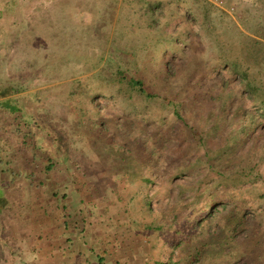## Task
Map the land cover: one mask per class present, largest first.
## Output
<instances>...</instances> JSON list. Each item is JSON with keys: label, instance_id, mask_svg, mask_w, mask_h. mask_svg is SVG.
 I'll return each mask as SVG.
<instances>
[{"label": "rangeland", "instance_id": "374dc122", "mask_svg": "<svg viewBox=\"0 0 264 264\" xmlns=\"http://www.w3.org/2000/svg\"><path fill=\"white\" fill-rule=\"evenodd\" d=\"M2 1L0 80L14 79L17 95L38 93L19 103L60 129L68 155L46 170L17 140V123L3 120L0 139L12 144L0 159V196L9 201L0 210V264H185L209 236L202 223L175 234L185 217L209 209L225 241L245 207L258 213L260 233L246 237L242 226L231 245H216L225 251L207 246L192 264H264V115L234 70L264 90V0H16L17 20L13 0ZM121 57L156 99L118 81ZM175 98L182 118L169 104ZM92 122L105 129L101 138ZM106 137L153 150L155 182L143 188ZM257 162L259 176L237 168ZM237 177L246 178L241 187L217 184ZM137 193L151 196L152 213ZM177 208L171 228L163 218ZM149 221L168 228L152 233Z\"/></svg>", "mask_w": 264, "mask_h": 264}, {"label": "trees", "instance_id": "16d2710c", "mask_svg": "<svg viewBox=\"0 0 264 264\" xmlns=\"http://www.w3.org/2000/svg\"><path fill=\"white\" fill-rule=\"evenodd\" d=\"M119 53H116L118 57ZM110 56H114V54H110ZM123 57L119 58L118 65H117V79L118 81L126 86V89L135 91L138 95L145 97L147 101L153 100L157 98V93L152 91L146 84L145 79L138 73V72H129L127 68V62L122 59ZM126 62V63H124ZM234 70L238 71L241 78V84L244 87V90L247 91L251 98H253V102H257V98H260V105L259 108L262 110V115H264V90L261 88L260 85H258L254 78L249 74L247 70H240L237 68V65L234 66ZM165 79H169L173 76L171 73L169 66L167 63L164 64L162 71ZM17 91V85L15 84L14 79L7 80V81H0V108L2 109L3 116H8L9 120L14 123L16 126L14 130V134L17 137V140L22 145L31 144L33 149L35 150L34 155L36 154L37 157L42 159L44 168L46 170H51L54 166V161H63L67 155H68V144L66 137L61 134L60 129L56 128L55 125L51 124L49 121L45 120L42 115L38 113H28L26 110L23 109L22 105L19 103L20 100H28L30 99L28 96L30 94L34 95L35 99L37 98V92H29L22 95H15L14 97H10L13 94H16ZM27 96V97H26ZM184 99V97H183ZM183 99L182 101H178L177 98L169 101V104H171V107L175 110V113L178 117L182 118V110H183ZM91 103H94V100L91 99ZM97 107V106H96ZM94 107V111L99 118H102L101 111ZM93 123V127L97 129L96 134L101 138L104 134L105 129L101 126V124L95 122ZM95 126V127H94ZM197 129L195 127H191L190 133L193 136H197ZM11 137L13 136V132L10 133ZM2 136V135H1ZM104 138V137H103ZM3 139V140H2ZM0 141L2 142H9L10 139L2 138ZM106 140H108L109 143H111L112 150L115 151L116 155L120 157L118 161H124L128 160L130 161V165H132V169L135 171L136 175L134 176L131 171H129L128 174L130 176L137 177L136 179L139 180L141 186L144 188L148 184H153L156 180V175H154V169H155V155L156 153L146 148L142 143L137 142L135 145L131 147H126L124 145L115 144L111 137H106ZM18 143V144H19ZM19 144V145H20ZM10 149V144L6 143L5 146H0V159L2 160L3 156H1L3 153H7ZM263 152L261 153V157L259 160L264 159V147L262 148ZM188 154V151L184 150L181 152V156H185ZM27 155V154H26ZM29 157V155H27ZM47 160L49 162H47ZM209 163V168L211 171H218L221 170L218 169L220 167H216L213 165V163ZM128 164V165H129ZM260 166V163H254L253 165H246L243 167H237L238 170L241 172L243 176H248L250 174L255 173V171L258 170ZM44 169V170H45ZM35 172V170H34ZM13 173V171H12ZM33 173V172H32ZM182 174L180 169L175 170L171 175L173 178H177ZM33 175V174H32ZM31 175V176H32ZM209 174H206L201 180H199L198 186L196 188V194L200 195L202 188L207 183V178ZM257 176H259V173L257 171ZM219 179L218 183L219 186L231 184L233 186L241 187L243 184H245L246 178L243 177H237L235 179ZM41 182V181H40ZM130 182H134L133 180H130ZM43 183V181L41 182ZM77 191V190H76ZM138 199L146 205V207L149 208L148 211L151 213L152 207H151V196L149 194H142L137 193ZM65 197V195H63ZM61 197L62 199H64ZM264 197V195H262ZM9 201L6 199V197L0 196V210L1 208L5 207ZM216 204L215 200H211L208 202L209 207ZM250 211V212H249ZM174 212L172 214V218H170V221L166 217L163 218L165 221V224H167L171 228H175V222H177L180 208H177L176 210H173ZM163 213H166L165 211ZM161 215V214H160ZM213 213L208 209L204 213H199L197 216H195L193 219L190 220V218L185 217L182 220L183 224H180V228H175V234H179L182 232V228L186 226L188 223H192V229L198 230V227H200L202 223V227L207 230L208 233V240L205 243L200 244L201 246L196 247L195 251L192 253V251L188 252L189 256H186L184 259L185 264H192L194 260H198L201 256H203V252L206 250L207 246H212L211 249L216 250L217 252H222L226 250L225 248H217L215 249L216 245H220L222 242H224L225 245H231L234 240H236L237 235L239 234V229L243 226L247 228L251 233H248L246 237H251L252 234H258L260 233L259 227L262 224V221L258 218V213L255 210H252L251 208H244L239 213V219L238 223L234 225L229 230V235L226 238L225 241H222L220 237V231L217 230L216 227H213ZM162 217V215H161ZM168 220V223H167ZM190 220V221H188ZM163 224V225H162ZM145 228L149 231H159L167 229L164 226L163 221L161 223H156L155 221H149ZM196 233L193 232L191 234H188V239H191L192 237H196ZM263 237V236H262ZM102 259V258H101ZM102 261V260H101ZM168 264V263H164Z\"/></svg>", "mask_w": 264, "mask_h": 264}, {"label": "crops", "instance_id": "0c3cea01", "mask_svg": "<svg viewBox=\"0 0 264 264\" xmlns=\"http://www.w3.org/2000/svg\"><path fill=\"white\" fill-rule=\"evenodd\" d=\"M12 2V1H11ZM13 2H14V9H15V6H17V1L16 0H13ZM2 5H4V2L1 0L0 1V8H2ZM4 9V8H3ZM2 9V12L0 11V23H1V21H7V20H9V17H7L6 15L7 14H5V12H4V10ZM4 12V13H3ZM15 13L13 14V16H15L13 19H15V20H17V18H16V9H15V11H14ZM19 16V14L17 15V17ZM2 32H3V30H1L0 29V39H1V37H2ZM1 81V80H0ZM3 81V80H2ZM15 95H17V94H13L12 96H10V97H14ZM2 110V109H1ZM0 110V114L1 113H3V111H1ZM4 114V113H3ZM3 114L1 115V120L0 121H2V122H0V130L1 129H3V130H5V127L8 125L7 124V122H4L3 120H5V121H7L8 119H9V117L8 116H3ZM9 128V127H8ZM6 129V131H8L9 129ZM1 132V131H0ZM10 142V141H9ZM9 142H2V141H0V146H5L6 147V143H9ZM10 144H12V143H10Z\"/></svg>", "mask_w": 264, "mask_h": 264}]
</instances>
